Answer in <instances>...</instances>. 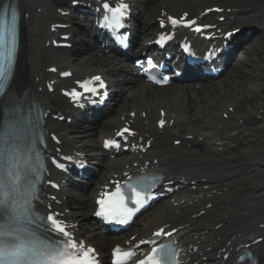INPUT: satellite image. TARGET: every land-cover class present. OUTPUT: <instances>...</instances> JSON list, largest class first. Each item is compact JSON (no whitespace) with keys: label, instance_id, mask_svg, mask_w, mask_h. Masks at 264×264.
I'll return each instance as SVG.
<instances>
[{"label":"bare ground","instance_id":"bare-ground-1","mask_svg":"<svg viewBox=\"0 0 264 264\" xmlns=\"http://www.w3.org/2000/svg\"><path fill=\"white\" fill-rule=\"evenodd\" d=\"M3 0H0V4ZM63 3L59 6V4ZM22 9L28 14L24 18L23 26L25 28L24 37L28 41V54L26 58V74L29 76V80L32 86L36 89L43 88L44 83L47 81H54L56 76H49L46 73L47 67H51L57 60L58 56L55 51L48 49V43L53 39L59 37L61 34H52L51 27L56 24H65L66 20L60 15L59 10L69 11L70 0H20ZM222 8L231 9L232 14L227 15L233 17L235 20L245 21L251 19V16H255L253 19L264 20V3H255L253 0H151V15L161 10L170 11L172 13L179 12H197L202 11L204 8H211L212 6H219ZM150 16H147V19ZM230 17V18H231ZM249 21V20H246ZM229 22V21H228ZM232 22L231 24H233ZM157 25L154 24L152 28H149V24L145 23L141 25V35L150 33ZM69 33H73V39L76 42L77 49L89 53L94 50L84 39V31L74 33L73 30H69ZM89 42V41H88ZM256 42L251 43L246 51L239 52V56L234 62L231 68V77H238V79H231L225 85L220 86V82L212 83L203 90L196 91V89H184L175 87V90L180 94L178 100L179 106H186L185 116L183 118V111L178 109H172L170 103L165 101L167 94H162L163 90L155 91L149 88H142V84L137 85L133 96L127 97L125 103L122 105L119 112L113 116L110 120H105V124L100 125L95 131L88 134L82 133L77 128V123L71 126L64 125L54 126L52 121L47 123V130L52 134L53 132L60 131L64 133V141L69 151H65L66 154H81L83 150L90 149L91 153L98 151V140L105 137L112 125L116 124L117 117L130 114L131 111L139 109L145 113L151 114V117L155 118L156 112L166 109L167 113L178 115L177 120L192 119L191 125L184 127L179 134L173 132L174 128L166 129L162 133L157 131L151 136L154 140L152 149L144 156L145 162L150 159L157 160L158 163L155 167H158L162 171H165L169 177L170 182L174 183H187L195 186H204L211 188L214 185H218L220 191L219 195L210 196L211 193L199 195L196 198H183L180 197L173 202V205L164 206L158 211L150 213L144 219L137 223L135 234L140 241L146 235L152 234L158 227L172 225L174 227H182V231L179 234V238L186 255V260H190V264H230L231 259H235L238 255L236 248L246 244L245 238L250 235H255L257 238H263L264 240V143H260L258 140L255 144L252 143L251 148L244 150V160L240 157L225 158L216 154L215 148L219 147L214 144V138L210 139L208 136L205 138L204 133L210 131V128L203 129L198 128L199 122L208 120L212 125L211 129L214 131L213 136H226L229 129L237 128L243 130L246 128L260 127L264 124V90L257 85H253L251 90L242 89L243 80H248L249 68H242V65H238L237 62H243L244 56L250 52L260 53L261 49ZM57 52V51H56ZM59 54V53H58ZM62 56V55H61ZM64 58V57H63ZM91 61V60H90ZM111 62L110 60L107 62ZM67 62H58L57 65L64 67ZM246 64V62H243ZM254 61H248L246 66L253 67ZM99 70H103L105 76L115 78L118 70L107 65H102ZM93 73L87 68V64L80 70H75V76L77 78H83ZM233 85V86H230ZM246 84V83H245ZM253 94L255 100L246 99L243 101L242 94ZM196 95L194 100L187 98L186 95ZM171 95H176L172 93ZM38 100L43 109L47 112L57 113V111L67 112L66 102L59 97L58 94L50 95L44 91L37 93ZM196 104V105H195ZM175 105V104H174ZM254 105V106H251ZM251 106V107H250ZM173 108V106H172ZM230 108H234L235 112L231 113ZM130 112V113H129ZM204 114L206 118L196 119L198 115ZM257 114L256 117L254 114ZM139 115V113H138ZM229 116L228 120L224 119V116ZM254 116L255 118H251ZM173 119H176L175 117ZM129 117L126 118V121ZM237 120H243L241 125H231L230 122H236ZM239 124V123H237ZM134 125H139V120H134ZM255 129V128H254ZM263 131V130H262ZM259 134V132L257 133ZM240 136L234 137L233 143H238V147L234 150H225L224 155L239 153V148L243 147V143L240 142ZM204 138L202 142L200 139ZM251 138V136H250ZM177 140L183 141L181 147L176 148L174 146ZM216 140V139H215ZM230 138L228 139V141ZM249 138L243 139L247 141ZM211 141V143L209 142ZM260 143V144H259ZM210 144V146L208 145ZM222 145V144H220ZM223 148L226 147L223 144ZM187 146H191L190 149ZM198 149H203L204 154H199ZM122 159L118 158L117 162L112 164H103V178L101 184H103L107 178L106 175L112 177L118 175L120 172H128L127 166H132L138 163L139 158ZM127 158V157H125ZM132 158V156H131ZM247 161V162H246ZM244 163H249L245 164ZM252 163L256 165L248 166ZM102 165V162L100 163ZM243 165V166H240ZM246 169L243 174L245 178L251 180L250 191L247 196L237 202V199L233 197L236 185L244 181L241 176L235 177L229 174L235 169ZM135 170V169H133ZM69 178L67 177V180ZM203 187V188H204ZM92 191H89L80 204L75 203L74 199L67 197L66 193H63L60 200L63 202V206L71 211L73 203L77 205L79 213L70 212L71 214H65L63 219L71 221L72 224H76L77 227L83 222L91 220V203ZM197 194V191L190 192ZM174 204H177L175 207ZM208 205H212L211 209H207ZM64 213V210L61 209ZM206 211L204 216L198 217L202 212ZM197 217L194 219V217ZM209 217L215 218L213 226L221 225V229H211L207 220ZM217 221V223H216ZM215 224V225H214ZM80 237L81 234H79ZM100 234H94L99 236ZM86 239V237H83ZM87 241H92L87 239ZM137 241V242H138ZM101 246L107 247L109 243L112 245L115 242L111 240L99 241ZM255 252L259 257L261 264H264V243L255 247ZM230 254L229 260L225 261L224 256ZM102 256L106 254L102 252ZM220 256V258H218ZM201 259H205L203 262H199Z\"/></svg>","mask_w":264,"mask_h":264},{"label":"snow or ice","instance_id":"snow-or-ice-1","mask_svg":"<svg viewBox=\"0 0 264 264\" xmlns=\"http://www.w3.org/2000/svg\"><path fill=\"white\" fill-rule=\"evenodd\" d=\"M73 2L75 3L76 0ZM103 8L111 14L103 17V27L116 29L123 26L122 21L128 13L126 3H120L114 8L110 7L108 3H104ZM208 11H213V9ZM215 11L219 12L222 9L217 8ZM9 14L10 27L5 34L2 25ZM187 16V13L179 19L169 16L168 20L173 26H183L197 33H203L206 28L212 27L211 25H199L195 19H188ZM17 20L16 8L5 6L0 10V48L7 47V63L9 65L12 64L16 47ZM163 23L161 21V26ZM232 35V32L226 33L228 37ZM6 72L4 63L0 62V103L11 102L10 88L6 84L8 79ZM63 75L68 76L70 73L65 72ZM148 79L157 84L168 83L166 79H157L153 75H149ZM76 83L84 93L92 95H99V89L106 88L99 75ZM82 94L76 88L64 92V95L70 97L74 102L78 101ZM59 118L63 119V117ZM159 124L160 127H164L165 121L161 119ZM125 133L135 135L129 128H124L119 135L123 136ZM18 139L26 140L27 138L19 137ZM52 139L56 138L53 136ZM37 140L43 142L42 136L33 137L27 147L14 140L12 144H6L3 151H0V264H98L95 249L85 247L82 242L78 243L67 230V226L57 218L58 214L49 212L46 216L41 217L35 211L34 202L39 199L38 184L41 182L44 172L43 157L35 147ZM176 143L179 144L180 141L177 140ZM113 145L119 147V144L114 140L105 141L104 146L111 147ZM33 152L36 153L35 158ZM63 159L71 158L64 157ZM51 162L60 169L65 168V165L55 157ZM157 179L159 177H152V183H144L143 179L137 180L135 184L127 183L126 187L131 191V197L125 195L117 182L114 192L101 194V198L97 201L99 211L96 212V215L118 224H127L137 211V208L128 206L129 201L136 206L143 207L151 199V188ZM53 186L58 187L57 185ZM34 224L36 228L42 225L46 226L45 230L52 234L51 240L41 239L37 236L36 229L32 227ZM173 231L165 232L164 228H160L154 233V236L170 237L173 235ZM144 243H150L153 247L143 259L137 261V264H179L177 253L171 244L157 246L156 240L140 241V244ZM133 255L132 250L122 251L117 247L114 250V264H127Z\"/></svg>","mask_w":264,"mask_h":264},{"label":"rangeland","instance_id":"rangeland-1","mask_svg":"<svg viewBox=\"0 0 264 264\" xmlns=\"http://www.w3.org/2000/svg\"><path fill=\"white\" fill-rule=\"evenodd\" d=\"M255 2L263 3L264 0H255ZM257 38L259 39V37H257ZM246 57H251V59L253 58V59H255V61L261 62V63L259 64V70L257 68L250 69V70H253L254 75H253V77L250 80H248V84H246V85L244 84L243 85V88H246L247 86H250V84L255 83L257 81L261 82L262 80H264V51L262 50V51H260V53H256V56H254L253 53H249L248 56H246ZM256 76H259V78L256 79L255 78ZM261 87L264 88V86H261ZM183 125H186V124H183ZM246 135H247V133H243L241 135V137H245ZM263 137H264V135H263ZM263 141H264V139H263ZM228 147L232 148V147H235V145L234 144H230ZM248 147L250 148L251 146L249 145ZM244 148H247V147H244ZM244 148H242V150ZM218 154H220V152H218ZM241 190H242V188H238V190H237L238 195H240Z\"/></svg>","mask_w":264,"mask_h":264}]
</instances>
